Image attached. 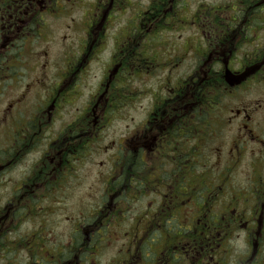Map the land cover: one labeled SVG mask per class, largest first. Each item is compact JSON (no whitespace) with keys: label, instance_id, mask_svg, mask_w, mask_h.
Returning <instances> with one entry per match:
<instances>
[{"label":"flooded vegetation","instance_id":"flooded-vegetation-1","mask_svg":"<svg viewBox=\"0 0 264 264\" xmlns=\"http://www.w3.org/2000/svg\"><path fill=\"white\" fill-rule=\"evenodd\" d=\"M59 17L65 45L27 65L26 44ZM26 79L49 88L4 129L0 177L18 167L8 212L38 218L41 238L5 223L8 251L26 264H264V0H0V98ZM124 108L133 124L111 142L100 200L74 205L78 165Z\"/></svg>","mask_w":264,"mask_h":264},{"label":"rangeland","instance_id":"rangeland-1","mask_svg":"<svg viewBox=\"0 0 264 264\" xmlns=\"http://www.w3.org/2000/svg\"><path fill=\"white\" fill-rule=\"evenodd\" d=\"M206 1L217 2L220 0ZM68 23L69 21L67 17H59L57 19H54V23L51 27V22L50 20H48L46 35H44L43 38L35 43L33 47H29L30 45H28V43L26 44L25 52L28 53L29 57L31 58V60H26V64L30 65V62L33 61L36 56L41 58L42 61H47L54 57L58 51V47L65 45L63 41H66V37L64 36L66 35L65 33L67 31ZM122 23L124 24L125 20H123ZM52 28L53 37L51 34ZM46 54H48V56ZM37 73L35 74L33 72L28 77H31L32 80L37 75ZM158 80L159 78L157 77L143 76L140 78V85L145 84L149 87H152L158 82ZM28 81V79L23 81L21 86L11 85L9 87H5L4 93L0 98V137L2 136L3 129L11 127L13 125V122L16 123L15 121L17 119L19 120V118H22L23 120H28L30 115H32L31 109L33 108L34 111L36 105L43 97L45 91L49 88L43 81H41L42 85L40 84V82H38L37 85L25 86ZM82 90L84 94L85 92L87 94L89 89L87 87H82ZM18 94L24 95L17 96ZM85 97L86 95L84 96V98ZM13 98H15V100H13ZM82 100L83 97H81V99L79 100L77 99L72 101L70 105L66 106L62 113V115H64V118H59L58 124L66 123L67 121L72 120L75 111L79 108ZM147 101L148 98H144L142 100V104L146 105ZM16 104L21 108L18 111H14V106ZM132 116L133 110H131L130 108H124L120 112V115L114 118L111 124L102 133V136L100 138L102 144L96 147H92L85 158V162L78 165V177L73 178L74 182L69 187V190H73L76 182H78L79 180H81L85 184L86 189L83 193L78 194L76 199L73 200L74 205H86L89 198L92 203H96L100 200L103 190L102 179L113 168L110 160H112L116 154V149L111 144V142L114 140L116 141L119 137L124 138L126 131L130 130L133 124ZM21 124L24 125V122L20 119L18 121V125ZM2 141H4V137ZM20 177L21 176L19 175L18 167L13 168L10 171V175L6 177H0V205L5 204L6 199H10L14 194L16 189L19 187L20 181L22 179ZM66 196L70 198V194H67ZM62 205L63 204L61 203L59 204V206ZM36 226L39 225L33 219L26 220L17 230V236L25 238L29 234L30 230ZM180 231L181 228H178L174 232ZM55 234L56 230L49 226L45 238L48 240V242H51ZM13 255L19 256L20 252H13ZM2 257L3 256H0V258ZM0 264H8V262L4 261L0 262Z\"/></svg>","mask_w":264,"mask_h":264}]
</instances>
